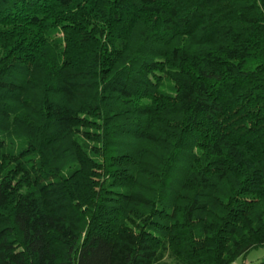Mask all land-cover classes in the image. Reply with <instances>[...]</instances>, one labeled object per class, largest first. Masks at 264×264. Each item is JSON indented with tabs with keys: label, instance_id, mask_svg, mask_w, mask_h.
Wrapping results in <instances>:
<instances>
[{
	"label": "trees",
	"instance_id": "trees-1",
	"mask_svg": "<svg viewBox=\"0 0 264 264\" xmlns=\"http://www.w3.org/2000/svg\"><path fill=\"white\" fill-rule=\"evenodd\" d=\"M261 245L264 0H0V264Z\"/></svg>",
	"mask_w": 264,
	"mask_h": 264
},
{
	"label": "rangeland",
	"instance_id": "rangeland-1",
	"mask_svg": "<svg viewBox=\"0 0 264 264\" xmlns=\"http://www.w3.org/2000/svg\"><path fill=\"white\" fill-rule=\"evenodd\" d=\"M262 257H264V245L248 249L244 255L236 258L233 264H252L258 262ZM165 262L174 264L169 256H165Z\"/></svg>",
	"mask_w": 264,
	"mask_h": 264
}]
</instances>
